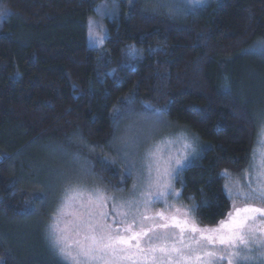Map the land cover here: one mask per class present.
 <instances>
[{
	"label": "trees",
	"instance_id": "obj_1",
	"mask_svg": "<svg viewBox=\"0 0 264 264\" xmlns=\"http://www.w3.org/2000/svg\"><path fill=\"white\" fill-rule=\"evenodd\" d=\"M105 1L0 0L11 13L0 17L1 264H65L45 238L38 174L54 183L76 152L104 153L120 112L162 108L201 140L178 180L201 225L227 215L224 179L250 161L254 105L240 87L247 74L264 78V0H116L104 44L92 47L88 20ZM102 158L92 173L114 182L120 169Z\"/></svg>",
	"mask_w": 264,
	"mask_h": 264
},
{
	"label": "rangeland",
	"instance_id": "obj_2",
	"mask_svg": "<svg viewBox=\"0 0 264 264\" xmlns=\"http://www.w3.org/2000/svg\"><path fill=\"white\" fill-rule=\"evenodd\" d=\"M154 1V7L159 6L158 4L169 6L183 4L194 8L208 0H203L202 4L190 2V0ZM166 8L172 13L173 10H178L175 6ZM118 13L119 2L116 0L102 2L95 8L88 20L87 41L90 46L102 47L108 32V21ZM262 47L258 45L256 48L264 51ZM240 88L254 105L256 135L251 158L246 168L235 174H227L224 179L225 190L230 197V208L224 218L215 225H201L196 215L195 202L184 199L178 185L181 173L199 161L202 154V143L198 136L172 122L162 108L155 107L151 110L138 106L140 109L127 110L118 114V121L121 120V122L117 127L116 138H113L106 148L101 149L104 153L97 151L94 157L84 159L82 155H79L80 152H76L73 163H69L62 172L59 169L54 183L55 178L51 180L49 176L46 177L39 172L38 177L46 187L47 193L45 238L55 255L67 264L59 253V248L63 245L57 244L58 236L67 237L69 245L74 239L83 238V234L76 237L72 232L59 233L54 230L64 228L66 223L75 221L74 214L83 213L86 210L82 207L83 205L91 211L94 223L116 227L117 222H122L120 227H126L132 224L135 217L134 230L136 231H139L141 227L150 228L154 224L171 223L170 218L174 215L183 219L189 214L194 217V223L200 229H217L222 224L229 223L235 217L237 209L244 207L264 209V167L261 166L264 161V78L254 73L247 74ZM99 154L103 160L116 164L120 169L121 172L118 170L115 172L118 175L114 182L102 181L94 172L92 173L91 168ZM177 160L181 161L180 165L176 164ZM166 171H170L171 175H165ZM58 183H61L60 186ZM165 183H169L171 187L163 196H160L159 193L163 191L162 185ZM71 189H75L80 195L70 206L64 207L65 197L71 194L69 191ZM129 202L132 203L131 212L127 206ZM189 210L194 211L189 213ZM160 212H164L169 219L161 220L157 215ZM123 213L129 214L123 215ZM141 215H146L150 219L141 221ZM245 215L255 218L249 219L243 229L249 246L241 250V255L251 257L247 264H264V248L260 246L261 242H264V216L241 213L240 218ZM156 231L161 235L167 234L170 246L171 241L180 235L179 230L175 228ZM184 238L186 243H191L193 237L192 234L185 233ZM196 238H199L198 234ZM152 243L156 244L159 241L153 238ZM141 244L146 247L148 238L142 239ZM177 246L181 245L177 243ZM192 248L196 249V244L193 243ZM207 250L209 249L205 247L203 250H198L197 254L203 255V251ZM211 250L227 258H231V253L236 251L235 248L228 249L220 246L218 242ZM189 264H196V261H190ZM218 264H228V260L225 259Z\"/></svg>",
	"mask_w": 264,
	"mask_h": 264
},
{
	"label": "snow or ice",
	"instance_id": "obj_3",
	"mask_svg": "<svg viewBox=\"0 0 264 264\" xmlns=\"http://www.w3.org/2000/svg\"><path fill=\"white\" fill-rule=\"evenodd\" d=\"M190 2L202 4L203 0H190ZM10 14L6 7H0V17L7 18ZM176 164L180 165L181 161L177 160ZM261 166L264 167V161ZM165 175H171V172L166 171ZM170 187L169 183L163 184V191L159 195L163 196ZM69 191L71 194L65 197L64 207L70 206L80 195L75 189ZM177 195L179 194L177 193ZM127 206L131 212L132 203L129 202ZM82 207L86 210L83 213L74 214L76 215L75 221L66 223L64 228L54 229L59 233L72 232L76 237L83 234L82 239H74L71 245L67 243V237L63 235L57 237V244L63 245L59 248V253L67 264H189L193 260L196 261V264H218L225 259L228 260V264H233L234 261L235 264H247L251 257L241 255V250L249 246L243 229L248 220L255 217L245 215L240 218L241 213L264 216V209L244 207L236 210L235 217L229 223H224L217 229L204 230L194 223L192 215H186L183 219L174 215L170 218L171 223L154 224L150 228L141 227L139 231H136L134 230L135 217L132 224H128L126 227H120L122 222H117V226L112 227L98 222L94 223L91 211L87 210L86 205ZM192 211L194 210H189V213ZM61 212L63 213V209ZM128 214L123 213V215ZM157 215L161 220L169 219L164 212ZM140 219L144 221L150 217L141 215ZM169 228L178 229L180 234L177 239L171 241V246L167 234L161 235L156 231ZM209 232L216 234L210 235ZM185 233L192 234L191 243L185 242ZM197 234L198 239L196 238ZM145 237L148 238L146 247L141 244ZM153 238L159 243L153 244ZM217 242L220 246L228 249H236L231 253V258L217 255L215 251L211 250L215 248ZM177 243L181 246H177ZM193 243L196 244V249L192 248ZM260 246L264 248V242H261ZM205 247L209 250L203 251V255L197 254L198 250H203Z\"/></svg>",
	"mask_w": 264,
	"mask_h": 264
}]
</instances>
